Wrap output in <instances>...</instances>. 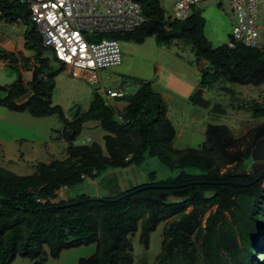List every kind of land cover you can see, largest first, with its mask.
Here are the masks:
<instances>
[{"label": "trees", "instance_id": "obj_1", "mask_svg": "<svg viewBox=\"0 0 264 264\" xmlns=\"http://www.w3.org/2000/svg\"><path fill=\"white\" fill-rule=\"evenodd\" d=\"M131 1L140 6L146 22L116 34L115 39L139 44L153 37L157 45L174 40L189 45L200 73L188 99L190 106L221 112L220 104L210 108L201 92L217 83L264 85L263 48L212 47L202 34L204 20L199 13L170 22L156 0ZM1 19L6 24L31 23L22 40L35 54L29 58L31 68H26V58L19 66L30 72L26 87L20 77L0 87V106L34 118L56 115L61 127L58 138L51 140H62L66 147L61 160L31 163L32 173L27 176L0 167V264H12L16 257L41 264L47 257L55 259L62 251L88 245H94V252L77 264H132L129 239L137 233L139 245L146 249L149 235L161 223L160 249L153 264H264V174L250 186L216 184L248 182L264 165L250 159L256 141L264 138V122L240 137L224 125L207 124L197 148L173 150L175 131L165 118V103L149 83H139L128 101L124 96L118 99L125 103L117 112L119 120L96 93L85 112L67 119L50 103L53 78L64 66L51 48L42 47L27 8L0 0ZM45 50L59 63L57 72L47 70L49 59L41 56ZM17 58L0 50V61L13 69ZM227 104L253 120L264 119V91L256 99ZM87 122H96L104 132V153L94 142L72 144ZM146 158L177 172L163 179L149 172L147 181L123 190L118 187L102 197L80 194L65 200L59 196L62 189L87 178L104 179L113 170L139 167ZM247 161H251L248 170ZM111 181L116 185L114 178ZM211 207L214 210L204 217Z\"/></svg>", "mask_w": 264, "mask_h": 264}, {"label": "rangeland", "instance_id": "obj_2", "mask_svg": "<svg viewBox=\"0 0 264 264\" xmlns=\"http://www.w3.org/2000/svg\"><path fill=\"white\" fill-rule=\"evenodd\" d=\"M164 16H169L172 0H156ZM256 27L258 39L264 48V3L257 4ZM191 12L199 13L204 20L203 36L212 47L226 43L234 19L231 15L228 0H204L191 8ZM28 21L4 23L0 20V33L9 36L15 43H22L21 55L32 58L35 52L28 49L22 37L23 31L30 29ZM118 35V34H117ZM116 34L87 38L96 42L100 38H111L117 42L120 50V64L107 67L96 72L97 81L88 83L82 78H75L66 69L59 70V63L50 59V51L42 52L47 57L48 71L58 73L53 78V90L50 97L52 106H58L64 117L71 118L75 112L80 114L87 110L93 93L102 98L106 105L117 115V107L108 103L106 90L121 92L122 96L134 94L139 83H149L165 103V118L169 121L175 136L171 148L179 151L195 149L204 140V129L207 124L224 125L234 136L240 137L250 128L264 122V119H251L248 114L234 111L228 102L237 103L241 100L256 99L263 93L264 85L258 87L238 86L229 83H217L211 88L202 89V98L209 99L210 108L213 104H220L221 112L213 113L200 110L187 104L189 97L197 87L199 70L195 65L191 47L180 41L156 44L153 37L145 38L141 43H132L115 39ZM13 69L0 65V87L8 86L20 77L24 82L30 80V73L25 70ZM133 80V81H132ZM126 101V100H125ZM119 106L125 105L118 100ZM216 114V115H215ZM60 124L56 115L34 118L26 113H15L0 106V167L18 176L32 173L30 164L33 162L48 163L51 160H61L65 156L66 144L61 140L54 142L51 138H58ZM104 132L96 122L84 123L73 145L98 144L104 153L102 137ZM21 156V159H20ZM10 161V162H8ZM251 161L245 163L249 169ZM153 172L156 179L171 177L177 171L169 170L154 158H146L139 167L128 166L127 169H117L110 172L104 179L100 177L87 178L81 184L62 189L59 196L71 199L83 194L90 198L107 195L115 186L121 190L133 184L147 181V174ZM112 178L116 185H112ZM264 184V181H262ZM58 196V197H59ZM189 208L187 209V211ZM214 207L209 208L203 216L206 217ZM163 223L159 224L149 235L148 246L139 245L137 233L129 241L132 247V264H153L154 257L159 253L161 231ZM94 252V245L81 246L62 251L57 258L47 257L41 264H77L80 259H87ZM33 261L16 257L12 264H32Z\"/></svg>", "mask_w": 264, "mask_h": 264}, {"label": "built area", "instance_id": "obj_3", "mask_svg": "<svg viewBox=\"0 0 264 264\" xmlns=\"http://www.w3.org/2000/svg\"><path fill=\"white\" fill-rule=\"evenodd\" d=\"M24 5L40 35L41 45L76 78L96 80V72L120 63V50L111 38L90 42L87 38L131 32L146 22L140 6L131 0H9ZM204 0H175L170 22L186 20L191 8ZM234 24L228 49L237 45L262 49L255 24L257 4L264 0H228ZM264 49V48H263ZM118 96L109 93V96Z\"/></svg>", "mask_w": 264, "mask_h": 264}, {"label": "water", "instance_id": "obj_4", "mask_svg": "<svg viewBox=\"0 0 264 264\" xmlns=\"http://www.w3.org/2000/svg\"><path fill=\"white\" fill-rule=\"evenodd\" d=\"M175 0H172L171 4ZM129 96L125 97V100H129ZM250 159L253 162H263L264 161V138L256 141L254 148L251 150ZM264 174V165L255 172L254 177L252 180L248 182H234V181H227V182H218L216 184L219 185H234V186H250L251 184L255 183L262 175ZM118 190V187L115 186L113 190L109 191L107 195H111Z\"/></svg>", "mask_w": 264, "mask_h": 264}, {"label": "crops", "instance_id": "obj_5", "mask_svg": "<svg viewBox=\"0 0 264 264\" xmlns=\"http://www.w3.org/2000/svg\"><path fill=\"white\" fill-rule=\"evenodd\" d=\"M19 38L22 39L21 36H19ZM21 47H22V43L21 44L19 42L15 43L14 41L10 40L9 36H7L6 34L3 35V34L0 33V50L12 53V54H14V55H16L18 57L17 58L18 62L16 64V68L17 69H19L21 61H24L23 60L24 57L20 53V48ZM0 65L7 66L4 62H1V61H0ZM31 67H32V63H31V59H29L28 62L26 63V68L29 69ZM66 71L68 72L67 69H66ZM26 72H29V71H26ZM21 73L22 72H21V69H20V74ZM84 80L86 82H88L86 79H84ZM21 81H22V84H24V86L26 87V85H25L26 82H24L23 80H21ZM116 101H118V100L117 99H108V103L111 104L112 106H116L117 110L120 111L123 108V106H119V104L116 103ZM187 104L190 105L188 102H187Z\"/></svg>", "mask_w": 264, "mask_h": 264}, {"label": "clouds", "instance_id": "obj_6", "mask_svg": "<svg viewBox=\"0 0 264 264\" xmlns=\"http://www.w3.org/2000/svg\"><path fill=\"white\" fill-rule=\"evenodd\" d=\"M119 64H120V63H119ZM117 66H118V65H117ZM64 68H65V67H64ZM66 69H67V68H66ZM67 70H68V69H67ZM68 73H70V72L68 71ZM75 78H76V77H75ZM82 79H84V78H82ZM96 81H97V77H96V80H95L94 82H89V81H88V83L91 84V83H95ZM109 93H115V94L118 95V96H115V95H113V96H109ZM105 95L107 96L108 99H117V100L122 96L121 92H116V91H114V90H109V89L105 91ZM103 101H104V100H103ZM104 103H105V101H104ZM105 105H106V103H105ZM116 119L119 120V117L116 116Z\"/></svg>", "mask_w": 264, "mask_h": 264}]
</instances>
